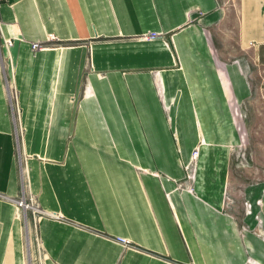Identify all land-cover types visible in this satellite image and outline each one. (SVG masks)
Returning <instances> with one entry per match:
<instances>
[{
	"label": "crops",
	"instance_id": "crops-1",
	"mask_svg": "<svg viewBox=\"0 0 264 264\" xmlns=\"http://www.w3.org/2000/svg\"><path fill=\"white\" fill-rule=\"evenodd\" d=\"M2 38L0 264L32 260L19 158L43 264H264V149L230 151L264 0H3Z\"/></svg>",
	"mask_w": 264,
	"mask_h": 264
},
{
	"label": "rangeland",
	"instance_id": "rangeland-1",
	"mask_svg": "<svg viewBox=\"0 0 264 264\" xmlns=\"http://www.w3.org/2000/svg\"><path fill=\"white\" fill-rule=\"evenodd\" d=\"M251 85H252V96L249 99L246 105V113H236L235 116L241 117L238 121L239 134L244 138L243 143L241 142L237 147L230 148L232 154V164H234L235 168H242L247 165V157L246 160L241 159L242 154H263L264 149V66H251ZM15 104V100L11 98V105ZM245 121H249L248 123H244ZM18 136L21 135V130H19ZM21 165V178H22V191L26 193V167L24 166V159H20ZM196 162L190 159V162L187 166H190L193 169H196ZM237 165V167H236ZM185 166V167H187ZM32 195V194H31ZM33 196V195H32ZM33 207L39 208L36 198L33 196ZM245 212H249L248 209H244ZM23 222L27 224V228H31L30 236L32 239L31 246V256L32 260L30 264H43V255L39 244V239L37 237V225L40 217L42 215H34L32 210H28L26 214H22ZM26 220V221H25ZM26 228V229H27ZM30 249V246H29ZM248 263L250 260L248 259Z\"/></svg>",
	"mask_w": 264,
	"mask_h": 264
},
{
	"label": "built area",
	"instance_id": "built-area-1",
	"mask_svg": "<svg viewBox=\"0 0 264 264\" xmlns=\"http://www.w3.org/2000/svg\"><path fill=\"white\" fill-rule=\"evenodd\" d=\"M2 1L3 0H0V4ZM158 36H159L158 34L150 33V34H147L146 36H144L142 39L147 40V41H152V40L158 38ZM49 40L54 41L53 37H50ZM12 46H13V41L11 39L2 38V41H0V48H4L7 51V65L10 68L12 67V60H11V56L9 54V50ZM31 49L33 51H39V50L44 49V48L40 43H33V44H31ZM11 98H13L15 100V104L13 106L11 105V109L13 111V116L15 115L16 120H18L19 110H18V106H17V102H16L17 101L16 94L14 93V95H11ZM19 130L20 129L17 128V134H19V132H20ZM245 157H246L245 154L241 155V159L243 161L246 160ZM197 158H198V150L195 149L192 153V161L196 162ZM186 170H187L186 178L190 183H192L195 180V173H196L195 169L191 168L190 166H187ZM186 189L189 192H192L191 186L186 187ZM25 191H26V193L24 191H22L21 197H18L15 199L9 198V200L12 201L16 205V208L19 211V214H21V216H22V214L25 215L28 210H32L34 215H43V212L41 209L33 207V196L29 192H27V190H25ZM0 197L6 198L3 196H0ZM247 209L249 210V206L247 207ZM22 218H26V217L23 216ZM118 242L124 246L128 245V242L126 240H123V239H118Z\"/></svg>",
	"mask_w": 264,
	"mask_h": 264
},
{
	"label": "bare ground",
	"instance_id": "bare-ground-1",
	"mask_svg": "<svg viewBox=\"0 0 264 264\" xmlns=\"http://www.w3.org/2000/svg\"><path fill=\"white\" fill-rule=\"evenodd\" d=\"M41 50H46V49L44 48V49H41ZM16 130H17V129H16ZM30 230H31V228H27V229H26L27 240H28V245H29V246H30V244H31Z\"/></svg>",
	"mask_w": 264,
	"mask_h": 264
}]
</instances>
